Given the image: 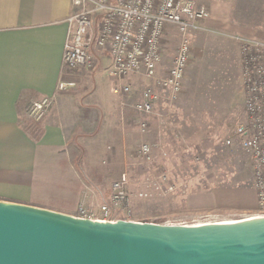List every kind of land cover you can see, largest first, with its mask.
Masks as SVG:
<instances>
[{"label": "rangeland", "instance_id": "rangeland-1", "mask_svg": "<svg viewBox=\"0 0 264 264\" xmlns=\"http://www.w3.org/2000/svg\"><path fill=\"white\" fill-rule=\"evenodd\" d=\"M162 47L161 68L166 70L178 48L176 37L167 38ZM191 49L178 100L160 117L153 114L155 130L141 140L130 115L122 133L121 106L114 97L110 120L105 121L97 103L95 155L75 163L88 186L95 188L97 206L109 200L112 183L127 174L129 214L119 213L120 220L191 226L259 215L252 163L235 142L224 145L245 118L239 49L227 39L203 34L192 35ZM89 52L96 66L86 73L93 78L84 86L91 95L101 96L110 75L101 80L94 72L105 54L94 48ZM115 87L112 83L111 91ZM128 109L131 114L133 109ZM141 144L150 146L149 162L139 159ZM160 173L168 174V182ZM168 184L174 187L171 192Z\"/></svg>", "mask_w": 264, "mask_h": 264}, {"label": "crops", "instance_id": "crops-1", "mask_svg": "<svg viewBox=\"0 0 264 264\" xmlns=\"http://www.w3.org/2000/svg\"><path fill=\"white\" fill-rule=\"evenodd\" d=\"M192 1L208 9L209 18L204 22L207 27L264 41V0ZM76 12L71 0H0V201L71 216L78 213L80 206L97 205L95 188L88 186L75 163L95 155L97 103L101 104L105 121L110 120L115 104H109L114 97L121 106L124 133L129 115L133 124L138 119L133 106L145 89L140 85L153 87L143 78L122 80L134 89L122 103L111 91L112 83L119 84L113 77H109V86L100 96L91 95L84 86L93 78L86 73L92 71L67 72L62 55L68 19ZM227 40L239 49L237 42ZM107 57H102L94 72L101 80L111 68ZM162 70L160 67V74ZM134 79L138 83L133 84ZM61 81L73 82L75 86L56 95L54 105L40 122H31L26 115L30 103L55 94ZM129 106L133 109L131 114ZM163 110L165 106L160 101L155 113L160 117ZM153 116L145 118L149 129L144 134L137 129L138 139L153 129Z\"/></svg>", "mask_w": 264, "mask_h": 264}, {"label": "built area", "instance_id": "built-area-1", "mask_svg": "<svg viewBox=\"0 0 264 264\" xmlns=\"http://www.w3.org/2000/svg\"><path fill=\"white\" fill-rule=\"evenodd\" d=\"M71 5L77 12L68 19L62 55L64 69L69 73L92 71L96 60L89 52L91 48L108 55L109 74L119 82L113 94L122 103L134 91L130 83L123 84L122 80L137 77L150 81L153 87L143 89L133 106L141 134L149 127L145 118L155 114L160 101L165 107H172L178 100L191 61L192 35L216 36L239 44L245 118L224 145L231 147L235 142L249 157L259 211L254 217H264V41L235 37L207 27L204 22L209 18L208 9L192 0H71ZM174 36L178 41L176 54L171 66L160 74L162 46ZM74 86L73 82L58 83L55 94L30 103L27 118L40 122L54 105L56 95ZM137 153L142 161H150L149 145L141 144ZM159 178L168 182L166 173H160ZM168 186L167 191L171 192L174 187ZM128 187L127 174L122 173L112 183L107 202L80 206L77 217L102 222L120 220L119 213L129 214Z\"/></svg>", "mask_w": 264, "mask_h": 264}, {"label": "water", "instance_id": "water-1", "mask_svg": "<svg viewBox=\"0 0 264 264\" xmlns=\"http://www.w3.org/2000/svg\"><path fill=\"white\" fill-rule=\"evenodd\" d=\"M0 264H264V217L102 222L0 201Z\"/></svg>", "mask_w": 264, "mask_h": 264}, {"label": "trees", "instance_id": "trees-1", "mask_svg": "<svg viewBox=\"0 0 264 264\" xmlns=\"http://www.w3.org/2000/svg\"><path fill=\"white\" fill-rule=\"evenodd\" d=\"M167 176H168V174H167Z\"/></svg>", "mask_w": 264, "mask_h": 264}]
</instances>
